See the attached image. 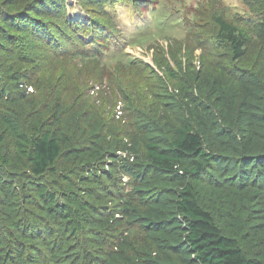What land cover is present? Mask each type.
<instances>
[{"label":"trees","instance_id":"1","mask_svg":"<svg viewBox=\"0 0 264 264\" xmlns=\"http://www.w3.org/2000/svg\"><path fill=\"white\" fill-rule=\"evenodd\" d=\"M46 1L1 12L0 27L36 35L26 12L58 5ZM61 17L82 27L66 6ZM213 22L241 62L247 36L221 16ZM91 27L100 40L92 34L91 44L109 38ZM255 32L264 65V15ZM233 68L202 80L204 98L184 105L162 83L158 109L129 106L125 141L82 107L27 92L38 89L31 75L16 97L1 88L0 264H264V77Z\"/></svg>","mask_w":264,"mask_h":264},{"label":"rangeland","instance_id":"2","mask_svg":"<svg viewBox=\"0 0 264 264\" xmlns=\"http://www.w3.org/2000/svg\"><path fill=\"white\" fill-rule=\"evenodd\" d=\"M28 1L0 0V13L23 10ZM49 1L58 4L50 12H42L41 7L26 12L40 26L36 35L0 27V89L16 97L25 89L26 75H31L28 78L33 76L38 89L29 83L27 92L36 98L42 93L55 94L70 109L82 107L85 113L104 120V132L116 126L120 141L131 130L129 106L149 112L158 109L162 83L184 105L190 97L204 98L200 95L202 80L225 79L233 66L254 68L264 77L258 54L261 41L255 32L264 15V0H116V5L109 2L106 7L93 1ZM65 6L70 18H80L82 27L63 23ZM215 16L247 36L241 62H232L229 47L216 33ZM92 22L110 33L99 46L90 43L92 34L100 42ZM48 30L54 36L53 44L44 41ZM79 49L81 55H73ZM21 188L16 186L26 191L25 186ZM14 239L15 232L5 238L11 250Z\"/></svg>","mask_w":264,"mask_h":264}]
</instances>
